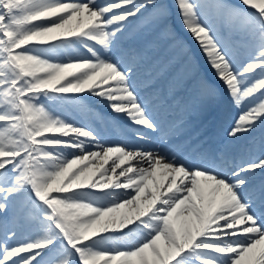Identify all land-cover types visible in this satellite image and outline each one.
I'll list each match as a JSON object with an SVG mask.
<instances>
[{"label":"snow or ice","instance_id":"obj_1","mask_svg":"<svg viewBox=\"0 0 264 264\" xmlns=\"http://www.w3.org/2000/svg\"><path fill=\"white\" fill-rule=\"evenodd\" d=\"M0 264H264V0H0Z\"/></svg>","mask_w":264,"mask_h":264},{"label":"rangeland","instance_id":"obj_2","mask_svg":"<svg viewBox=\"0 0 264 264\" xmlns=\"http://www.w3.org/2000/svg\"><path fill=\"white\" fill-rule=\"evenodd\" d=\"M184 35V34H183ZM183 38L185 39V41L187 42V44L188 45H190L191 43H193L194 44V47H197L195 44V41H193L192 39H191V37H188V35H184L183 36ZM191 47V46H190ZM195 50H196V48H194ZM201 61H203V58L201 57ZM182 115V116H181ZM175 116H176V118L177 119H181V118H184V119H187L188 117H186L185 115H184V113L183 112H181V111H177L176 113H175ZM201 123V121L199 120H195L194 121V123H193V125H192V127H193V130H195L196 129V127L199 125Z\"/></svg>","mask_w":264,"mask_h":264},{"label":"bare ground","instance_id":"obj_3","mask_svg":"<svg viewBox=\"0 0 264 264\" xmlns=\"http://www.w3.org/2000/svg\"><path fill=\"white\" fill-rule=\"evenodd\" d=\"M190 37V36H189ZM189 44V43H188ZM196 45V44H195ZM182 116V115H181Z\"/></svg>","mask_w":264,"mask_h":264}]
</instances>
